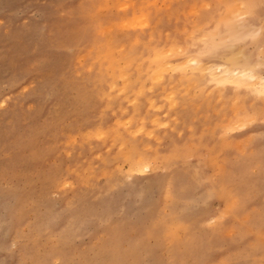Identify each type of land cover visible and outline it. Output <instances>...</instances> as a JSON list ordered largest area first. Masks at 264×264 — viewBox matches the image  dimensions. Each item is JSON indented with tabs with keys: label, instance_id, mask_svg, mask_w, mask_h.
Returning <instances> with one entry per match:
<instances>
[{
	"label": "rangeland",
	"instance_id": "374dc122",
	"mask_svg": "<svg viewBox=\"0 0 264 264\" xmlns=\"http://www.w3.org/2000/svg\"><path fill=\"white\" fill-rule=\"evenodd\" d=\"M235 1L0 0V264H264V94L193 63L264 73Z\"/></svg>",
	"mask_w": 264,
	"mask_h": 264
},
{
	"label": "bare ground",
	"instance_id": "6f19581e",
	"mask_svg": "<svg viewBox=\"0 0 264 264\" xmlns=\"http://www.w3.org/2000/svg\"><path fill=\"white\" fill-rule=\"evenodd\" d=\"M222 1V0H221ZM235 1V0H234ZM203 2V1H202ZM244 2H245V0H238V1H235V2H233V7H234V9H235V11L236 12H239L240 14H241V12H242V8H245V7H243V5H244ZM218 3V2H217ZM246 3H247V1H246ZM246 5V4H245ZM120 6V5H119ZM223 6V5H222ZM148 8V7H147ZM228 9V8H227ZM247 9H248V7H247ZM216 10V9H215ZM218 10V9H217ZM185 11V10H184ZM248 12H249V10H247ZM210 12V11H209ZM213 12V11H212ZM244 12H246V11H244ZM216 13V12H215ZM231 13V12H230ZM207 14V13H206ZM214 14V13H213ZM224 14V13H223ZM232 14V13H231ZM145 15V14H144ZM183 15H185V14H183ZM209 15V14H208ZM233 15V14H232ZM237 16H238V14H236ZM119 16V15H118ZM139 16H141V15H139ZM135 17V16H134ZM202 17V16H201ZM234 17V16H233ZM236 17V16H235ZM142 18H143V15H142ZM125 19H127L126 17H125ZM158 19H160V18H158ZM207 19V18H206ZM211 19V18H210ZM240 19V18H239ZM239 19H236V20H239ZM144 20V19H143ZM202 20V19H201ZM213 20H214V18H213ZM244 20V19H243ZM135 22H136V20H134ZM138 21V20H137ZM146 21V20H145ZM203 21V20H202ZM210 21V20H209ZM217 21V20H216ZM226 21H227V19H226ZM120 22V21H119ZM132 22V21H131ZM236 23H237V21H235ZM239 22V21H238ZM112 23V22H111ZM133 23V22H132ZM137 23V22H136ZM141 23V22H140ZM209 23V22H208ZM128 24V23H127ZM204 24V23H203ZM206 24V23H205ZM108 25V24H107ZM111 25V24H110ZM112 25H114V23L112 24ZM124 25H126V24H124ZM193 25V24H192ZM142 26V25H141ZM198 26H199V24H198ZM201 26V25H200ZM213 26V25H212ZM236 26H238V24L236 25ZM235 26V27H236ZM112 27V26H111ZM237 28V27H236ZM234 28V29H229V31H228V29L227 30H225V33H227L228 34V32H230L231 33V35L233 36V31H234V33L236 34V32H238L237 31V29L239 28ZM241 28V27H240ZM246 29V28H245ZM208 30V29H207ZM244 30V29H243ZM192 31V30H191ZM227 31V32H226ZM247 31V30H246ZM109 32V31H108ZM194 32V31H193ZM192 32V33H193ZM211 32V31H210ZM218 32V31H217ZM191 33V32H190ZM212 33V32H211ZM230 33L226 36V38H229L230 40H231V38H233V37H228L229 35H230ZM104 34V33H103ZM108 34V33H107ZM238 35H239V32L237 33ZM134 35H136V34H134ZM133 35V36H134ZM223 35H225V34H223ZM205 36V35H204ZM202 37V36H201ZM223 37H225V36H222L221 35V38H223ZM134 38H135V36H134ZM137 38H139V37H137ZM192 38V37H191ZM206 38V37H205ZM204 38V39H205ZM226 38H224L225 40H226ZM211 39V38H210ZM235 39V38H234ZM135 40V39H134ZM139 40V39H138ZM221 40V39H220ZM228 40V39H227ZM233 40V39H232ZM137 40H135V42H136ZM223 41V40H222ZM158 43V42H157ZM205 43V42H204ZM147 44V43H146ZM174 44H175V42H174ZM179 45V44H178ZM234 45V44H233ZM171 46V45H170ZM186 46V45H185ZM184 46V47H185ZM150 47V46H149ZM230 47V46H229ZM231 47H233L232 45H231ZM154 48H156V47H154ZM161 48H163V47H161ZM182 48V47H181ZM176 49V48H175ZM184 49V48H183ZM168 50H172V49H168ZM168 50H165V49H155V51L153 50V52L152 53H154V58H153V60H151V61H149L150 63L151 62H155L154 63V66L155 67H153L152 65H146L147 66V69H149V71H150V73L151 74H153V77H154V75L156 74V71L157 70H159V71H163V70H170L171 68H170V65H168V63L170 62V60L168 61L167 59L165 60V58H164V54L166 53V51L167 52H169ZM182 50V49H181ZM180 50V51H181ZM198 50V49H197ZM127 51V50H126ZM125 51V52H126ZM179 51V52H180ZM183 51V50H182ZM91 52V51H90ZM119 52V51H118ZM178 52V51H177ZM141 53V52H140ZM196 53H198V52H196ZM175 54V53H174ZM177 54V53H176ZM200 54V53H199ZM168 54H166V56H167ZM140 56V55H139ZM149 56V54H147L146 55V57H148ZM263 56V55H262ZM145 57V58H146ZM121 58V57H120ZM134 58V57H133ZM167 58V57H166ZM197 60L195 61L194 60V62L193 63H195L196 64V67L199 69V71H206V70H208V72H209V76H208V78H207V80L211 83V84H230V85H232V86H235V87H238V88H242L243 90H247V91H249V92H253V93H262V94H264V73H262V74H260L256 69H253L252 67H239V66H237V64L235 63L234 64V66H231L232 64L230 63L229 65H225V66H215V64L213 65L212 64V66H208L207 64L206 65H204L203 63L204 62H202V61H200V59L199 58H197V57H195ZM195 58H192V57H190V59H195ZM117 59V58H116ZM131 59V58H130ZM130 59H128V60H130ZM152 59V58H151ZM164 59V60H163ZM188 60V62L189 61H191V60ZM127 60V61H128ZM146 60V59H145ZM187 60V59H186ZM113 61V60H112ZM141 61V60H140ZM111 62V61H110ZM109 62V63H110ZM132 62V61H131ZM130 62V63H131ZM148 62V63H149ZM183 62V61H182ZM184 62H185V60H184ZM101 63V62H100ZM149 63V64H150ZM171 63H173L172 61H171ZM191 63V62H190ZM123 64V63H122ZM140 63L138 62V65H139ZM153 64V63H152ZM221 64V63H220ZM136 65V64H135ZM138 65H137V67H138ZM157 65H159L158 66V68H157ZM186 65V64H185ZM217 65V64H216ZM172 66V65H171ZM135 67V66H134ZM139 68H141V66L139 65ZM172 68L174 69V67L172 66ZM147 69H145L146 71H147ZM152 69H153V71H152ZM187 69V68H186ZM206 69V70H205ZM136 70H137V68H136ZM141 70V69H140ZM139 70V71H140ZM172 70V69H171ZM143 71V70H142ZM141 71V72H142ZM177 71V70H176ZM112 72H113V70H112ZM122 72H124V71H122ZM141 72H140V74H141ZM207 72V71H206ZM148 73V72H147ZM163 73V72H162ZM161 73V74H162ZM120 74V73H119ZM126 73H124L123 75H125ZM137 74V73H136ZM164 74V73H163ZM203 74V73H202ZM122 75V76H123ZM138 76H139V73L137 74ZM194 75V74H193ZM200 75V74H199ZM121 76V75H120ZM148 76V75H147ZM150 76V75H149ZM156 76H160L159 74L158 75H155V77ZM178 76V75H177ZM181 76H182V74H181ZM202 76V75H201ZM124 77V76H123ZM187 77V76H186ZM117 78V77H116ZM151 78H152V76H151ZM179 78V77H178ZM162 79V78H161ZM193 79V78H192ZM128 79H125V81H127ZM144 80V79H143ZM151 80V79H150ZM158 80V81H157ZM157 82H159L160 80L157 78ZM130 81V80H129ZM129 81H128V83H129ZM155 81V82H156ZM110 82V81H109ZM112 82V81H111ZM178 82V81H177ZM194 82V81H193ZM125 83V82H124ZM142 83V82H141ZM152 83V82H151ZM173 83V82H172ZM125 84H127V83H125ZM132 84V83H131ZM140 85V84H139ZM138 85V86H139ZM125 86V85H124ZM127 86V85H126ZM130 86V85H129ZM153 86V85H152ZM161 86V85H160ZM201 86V85H200ZM218 85H216V87H217ZM221 85H219V87H220ZM163 87H164V84H163ZM215 87V86H214ZM126 88V87H125ZM151 88V87H150ZM212 88V87H211ZM222 88V87H221ZM132 89V88H131ZM139 89H140V87H139ZM237 89V88H236ZM136 90V89H135ZM152 90V89H151ZM239 90V89H238ZM173 91V90H172ZM218 91V90H217ZM134 92V91H133ZM132 92V93H133ZM169 92V91H168ZM143 93V92H142ZM170 93H173V92H170ZM169 93V94H170ZM131 94V93H130ZM139 94V93H138ZM247 94V93H246ZM252 94V93H251ZM261 94V95H262ZM132 95V94H131ZM134 95V94H133ZM136 95V94H135ZM167 95V94H166ZM165 95V96H166ZM243 95V94H242ZM259 95V94H258ZM257 95V96H258ZM107 96V95H106ZM171 96V95H170ZM236 96H237V94H236ZM246 96V95H245ZM111 97V96H110ZM167 97H169L168 95H167ZM259 97V96H258ZM145 98V97H144ZM237 98V97H236ZM147 99V98H146ZM171 99H172V97H171ZM151 100V99H150ZM121 101V100H120ZM130 102V101H129ZM139 102V101H138ZM235 103V102H234ZM173 105V104H172ZM134 108V107H133ZM241 108V107H240ZM256 109V108H255ZM237 110V109H236ZM243 110V109H242ZM145 111V110H144ZM134 112V111H133ZM249 112V111H248ZM247 112V113H248ZM254 113V112H253ZM145 114H146V112H145ZM131 115V114H130ZM133 115V114H132ZM243 116V115H242ZM238 117V116H237ZM141 118V117H140ZM252 118V117H251ZM156 119V118H155ZM118 123V122H117ZM124 124V123H123ZM112 126V125H111ZM238 126V125H237ZM117 129V128H116ZM114 130V132L113 133H115V131H116V135L118 136L119 134L117 133V130ZM101 132V131H100ZM122 133V132H121ZM98 134V133H97ZM103 135V134H102ZM113 138V137H112ZM104 141V140H103ZM146 148V147H145ZM150 148V147H149ZM161 154H156L154 157H153V159L152 160H144L142 157H141V155H140V157H136V160L134 161H132L133 163H135V165H134V169H135V171L136 170H138V171H141V172H143L144 173V171H149V170H151V169H153L154 168V164L156 163V161L158 160V157H162L163 155H161ZM168 156V155H167ZM166 156V157H167ZM143 157H145V155H143ZM152 162L154 163V164H152ZM131 169H133V168H131ZM133 169V170H134ZM172 177V176H171ZM175 177H176V175L174 176V179H172V181H171V184H168L167 186H166V188H165V194H166V196H170V198L172 199V200H176V198L179 196V194L176 192V183H175ZM185 189V186L183 185L182 187H181V189H180V192H182L183 190ZM230 195H232V194H230ZM181 200V199H180ZM184 201H185V199H184ZM234 206V205H233ZM160 212V211H159ZM190 218V217H189ZM213 218V217H212ZM211 218V219H212ZM218 227V226H217ZM193 237V236H192ZM190 239V238H189ZM191 240V239H190ZM132 249V248H131ZM183 257V256H182Z\"/></svg>",
	"mask_w": 264,
	"mask_h": 264
}]
</instances>
